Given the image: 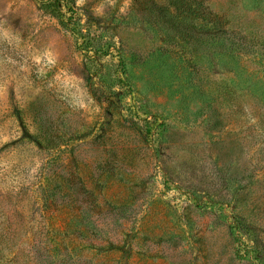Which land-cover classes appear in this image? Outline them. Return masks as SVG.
I'll return each mask as SVG.
<instances>
[{"label": "rangeland", "instance_id": "374dc122", "mask_svg": "<svg viewBox=\"0 0 264 264\" xmlns=\"http://www.w3.org/2000/svg\"><path fill=\"white\" fill-rule=\"evenodd\" d=\"M0 264H264V0H0Z\"/></svg>", "mask_w": 264, "mask_h": 264}, {"label": "trees", "instance_id": "16d2710c", "mask_svg": "<svg viewBox=\"0 0 264 264\" xmlns=\"http://www.w3.org/2000/svg\"><path fill=\"white\" fill-rule=\"evenodd\" d=\"M165 5H161L160 8H163Z\"/></svg>", "mask_w": 264, "mask_h": 264}]
</instances>
